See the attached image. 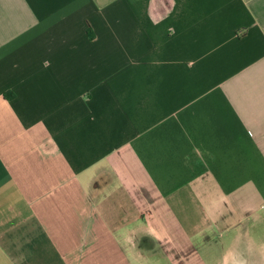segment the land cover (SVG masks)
<instances>
[{
  "label": "crops",
  "instance_id": "obj_1",
  "mask_svg": "<svg viewBox=\"0 0 264 264\" xmlns=\"http://www.w3.org/2000/svg\"><path fill=\"white\" fill-rule=\"evenodd\" d=\"M0 264H264V0H0Z\"/></svg>",
  "mask_w": 264,
  "mask_h": 264
},
{
  "label": "trees",
  "instance_id": "obj_2",
  "mask_svg": "<svg viewBox=\"0 0 264 264\" xmlns=\"http://www.w3.org/2000/svg\"><path fill=\"white\" fill-rule=\"evenodd\" d=\"M89 34H90V30H89Z\"/></svg>",
  "mask_w": 264,
  "mask_h": 264
}]
</instances>
